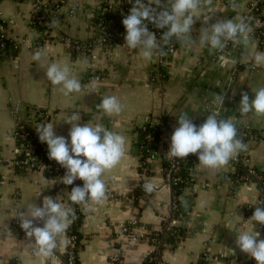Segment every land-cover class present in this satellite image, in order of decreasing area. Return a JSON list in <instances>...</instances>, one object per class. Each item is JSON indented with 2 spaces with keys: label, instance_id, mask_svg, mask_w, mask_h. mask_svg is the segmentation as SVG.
I'll list each match as a JSON object with an SVG mask.
<instances>
[{
  "label": "crops",
  "instance_id": "obj_1",
  "mask_svg": "<svg viewBox=\"0 0 264 264\" xmlns=\"http://www.w3.org/2000/svg\"><path fill=\"white\" fill-rule=\"evenodd\" d=\"M100 1L63 0V16L51 30L54 41L34 47L31 2L0 0V19L17 43L0 58V264H41L20 228L18 209H27L30 202L42 205L45 196L70 203V189L61 183L62 177L54 179L40 170H17L10 165L15 127L38 126L33 108L51 113L45 124H53L57 136L68 138L71 125L65 121L77 113L80 120L73 123H99L126 140L125 156L102 177L104 201L80 205L83 218L79 231L83 237L77 264H139L152 251L159 255L161 264H196L204 258L208 264H256L240 251L235 240L241 231L258 232L249 210L258 207L260 186L254 174L239 181L235 175L240 170L264 173V138L244 142L246 150L221 168L207 169L196 162L190 183L176 196L172 192L171 207L161 162L181 114L199 126L197 118L206 111L229 112L228 117L239 125L264 136V116L254 112L241 115L238 110L241 93H247L251 101L255 91L264 87V64L257 66L254 61L256 53H264V46L248 37L234 46L230 41L222 50L210 51L199 41L201 28L217 21H236L253 0H201L190 37L177 39V47L165 59L154 52L151 60H145L139 49L128 50L125 42L99 43L87 53L72 54L59 36L91 44L96 32L90 18ZM120 1L108 0L114 7ZM206 18H210L208 24L203 23ZM37 51L40 59L33 60ZM53 63L70 68V75L81 83L79 92L65 96L59 86L51 85L46 70ZM216 94L224 96L223 106L215 102ZM108 96L118 99L120 114L109 116L97 107ZM146 123L160 124L164 129L149 159L148 176L138 172L140 155L135 145L136 129ZM146 185H151V191ZM139 186L141 193L132 195ZM174 201L184 211L177 222L184 234L158 250L159 242L145 235L159 229L161 222L169 223L176 208ZM64 247L58 245L47 264H63ZM112 257L116 258L113 263Z\"/></svg>",
  "mask_w": 264,
  "mask_h": 264
},
{
  "label": "clouds",
  "instance_id": "obj_2",
  "mask_svg": "<svg viewBox=\"0 0 264 264\" xmlns=\"http://www.w3.org/2000/svg\"><path fill=\"white\" fill-rule=\"evenodd\" d=\"M200 5L201 0H134L130 13L122 20L126 32L124 46L128 50L139 49L145 60H151L161 44L155 34L148 30L145 21L158 29H166L159 39L164 44L173 37L178 40L188 39ZM209 19H204L203 23L208 24ZM250 31L243 17H238L236 21H217L201 28L199 41L202 47L208 46L210 51L222 50L229 41L239 42L240 38L247 40ZM40 56L41 53L37 51L33 60H39ZM254 61L257 66L264 64V53H256ZM46 77L51 85L59 86L65 96L81 90L80 81L70 75L67 65L51 64L47 67ZM215 102L223 106L224 96L216 94ZM97 107L109 116L118 115L122 111L115 96L103 98ZM238 110L241 115L254 112L264 116V87L255 91L251 101L247 93H241ZM217 117L218 113L214 111L197 126L188 115L181 114L177 119L178 126L171 135L167 156L184 160L189 154H195L198 164L207 169L227 165L231 158L246 150V145L242 139L237 138V128L232 118ZM79 120L77 113L67 117L65 122L71 125L68 138L57 136L51 123H41L35 129L39 141L47 145L48 158L66 170L61 183L73 185L76 180L83 181L82 186L71 188L68 195L70 203L59 202L57 197L45 196L42 205L30 202L27 209L17 210L20 228L40 257L41 264H47L48 259L55 255L58 245H67V231L75 219L72 206L98 205L104 201L106 185L102 177L115 168L126 154L124 136L99 123L94 126L73 123ZM146 190L151 191V185H146ZM250 220L264 226V208L257 207ZM258 237L259 232L241 231L235 243L256 264H264V239Z\"/></svg>",
  "mask_w": 264,
  "mask_h": 264
},
{
  "label": "trees",
  "instance_id": "obj_3",
  "mask_svg": "<svg viewBox=\"0 0 264 264\" xmlns=\"http://www.w3.org/2000/svg\"><path fill=\"white\" fill-rule=\"evenodd\" d=\"M256 1V8H251L250 11L247 12V15L253 16V17H258L261 21L262 24L260 25H255L253 23H249L248 19H245L246 23L251 27L253 31V37L257 35L258 32L262 33L260 36L261 42H258L257 44L259 46H264V0H255ZM63 2V1H62ZM62 3L59 4L57 7L52 6L51 10L52 15H50L46 20L47 24L46 25H38V24H32V26L36 29H46L48 33L51 34V30L53 29V21L56 22V20H59L62 18L63 13L60 12ZM250 2H248L246 8H250ZM128 14L121 15L118 13L116 10H107L104 12H100V10L96 9V12H94L90 18L92 25L100 24V27L102 26L105 31L111 32L112 33V38L109 42H107V45H113V44H118V43H124V33L125 29L122 24V20L125 16ZM244 16V15H243ZM242 16V17H243ZM0 26L6 30V25L5 23L0 19ZM148 27V25H147ZM155 32H157L156 38L158 40V43L161 44V47L156 50L155 52L159 55L160 59H165L166 54L168 53V47L170 44H172V50H174L177 47V39L173 37L170 41L167 42V44H164L162 41H160V37L162 36L163 32L166 31V29H158L156 27L153 28ZM3 34L1 33L0 29V58L2 55L6 54L11 50V47L13 46V39L8 36L7 38H4L2 36ZM52 35V34H51ZM51 38L52 36H48ZM94 37V36H93ZM94 39V38H93ZM77 41H82L78 39H74ZM84 42V41H83ZM87 43V42H84ZM100 42H92L90 45L91 47L93 45H98ZM91 49V48H90ZM71 51V50H70ZM72 54H79L76 51H71ZM33 108V107H32ZM33 115L35 116V123L37 125V122L40 121V113L44 112V109L40 108H33ZM210 111H206L205 114L199 116L197 118V122L199 124L203 123L209 115ZM229 115V112H225L224 114H219L218 119H227ZM234 124L236 125L237 128V138L242 139L243 142H246L248 140H257L264 138V136L260 135V131L248 129L246 127H242L239 125L235 120L233 121ZM36 127H29L26 124L23 125H18L15 127L13 130L15 132L14 135V142L16 147H29L31 144H33L34 151L35 153L39 154L41 156V159L44 163L50 164L53 167H57L55 170H49V171H43L46 176L52 177L54 179H58L60 177H63L65 175L66 170L62 168L60 165H58L54 160H50L48 158V150H47V145L45 143H42L38 139V134L36 132ZM241 130H246L253 134L255 139H250L249 137H242L240 135ZM137 131V140H136V149L139 151L140 155V161L138 165V172L140 175H150L151 172L149 171V164L151 159L154 156V150L156 149V144L158 141L159 136L164 132V129L161 127L160 124H155V123H146L141 127H138L136 129ZM24 151L21 153L17 154L18 159H23L24 158ZM162 169L164 175L167 176V179L170 178L171 181V187H172V192L174 196H176L186 185H188L191 181L190 178V172L193 168V165L198 162L197 155L195 154H189L186 158L185 161H182L180 159L174 158L175 161H178L177 163V169L176 171L172 172V165H171V160L167 158L166 156H162ZM15 169L23 170L20 168L15 167ZM255 173L263 174V172L256 171L254 170ZM243 173V174H242ZM252 173L245 172L240 170V173L236 174V180H243V179H248L250 178ZM178 176L179 179L176 182L172 181V178ZM143 181L142 178H140V183ZM259 182V181H258ZM83 181L81 180H76L73 185H66L70 191L71 188L74 186H82ZM142 187L139 186L136 189L133 190L132 195L136 196L141 193ZM176 208L172 210V216L171 219H174L176 222L172 225H167L166 221L161 222L160 228L157 230H148L146 232V237L149 239H153L154 241L159 242L158 244V250L163 248V243H168V244H173L176 242L177 238L181 235L184 234L183 229L177 225V222L179 221V218L181 215L184 213L183 209L178 206L177 202H175ZM74 208V213H75V219L70 225L69 229H71V233L75 235V239L72 245V252L74 254L75 262L77 263V251L81 247V240H82V234L79 231V226L82 222L83 218V211L80 208V205H73ZM261 207L264 208V199L262 200ZM257 207H250L249 213L253 215L255 209ZM256 228L258 232L264 235V226H260L259 224H256ZM70 234V233H69ZM68 234V235H69ZM149 256H152V259L149 260ZM159 255H156L154 251H152L150 254L146 255L144 259H142L139 264H159ZM202 259H199L196 264H201Z\"/></svg>",
  "mask_w": 264,
  "mask_h": 264
},
{
  "label": "built area",
  "instance_id": "obj_4",
  "mask_svg": "<svg viewBox=\"0 0 264 264\" xmlns=\"http://www.w3.org/2000/svg\"><path fill=\"white\" fill-rule=\"evenodd\" d=\"M31 2L32 4V14H31V24H38V25H46L47 22V18L52 15V6L57 7L59 4L62 3L63 0H28ZM146 2V0H145ZM134 0H132V2H129V0H122L119 3H117V5L114 7L112 6L111 3L108 2V0H101L97 6V9L100 10V12H104L107 10H116L118 13H120L121 15L124 14H129L130 13V9L133 6ZM250 8H246V11L244 13L243 18L244 19H248L249 23H253L255 25H260L262 24V21L258 18V17H253V16H249L247 15V12L251 10V8H256V1L253 0L250 2ZM146 25H148V30L152 33L155 34V36L157 35V32H155L153 30V28L155 27L154 24L148 23L147 21H145ZM94 29H95V37L93 39V42H100L103 45H106L107 42H109L112 38V33L105 31L104 28L101 26L100 24H96L93 25ZM1 29V33L3 34L2 36L4 38L8 37V34L6 32V30L4 28H2V26H0ZM35 29V28H34ZM251 29V27H250ZM36 30V29H35ZM262 33L258 32L257 35H255L253 37V31L251 29V31L248 33V37L254 39L257 43L261 42L260 40V36ZM126 35V33H124V36ZM48 36H52L50 33L47 32L46 29H39L36 30V36L32 39V44L34 47H40V46H45V45H50L52 44V42L54 41V38L51 37L49 38ZM242 39V38H240ZM239 39V40H240ZM59 40H62L64 43H66V45L68 46L69 50L71 51H76L79 54H84L89 52V50H91L90 48L91 45L90 43H84L83 41H77L74 40L73 38L70 37H64V36H59ZM227 43H230L227 42ZM235 41L232 42L231 45H235ZM17 43L15 41H13V46L11 48H16ZM172 44L169 45L168 47V53H170L172 50ZM159 57V55H158ZM215 112H217L216 110H214ZM211 111V112H214ZM218 113V112H217ZM50 114L48 111H44L43 113H40V121L37 122V125L41 124V123H46L48 118L50 117ZM219 115V114H218ZM227 119H230V117H228ZM234 121V120H233ZM202 124V123H201ZM200 124V125H201ZM240 135L242 137H249L250 139H255L254 135L251 134L248 131H244L241 130ZM13 137L15 135V132L12 133ZM260 135L263 136V132H260ZM34 145L31 144L29 147H14V156L12 157V159L10 160V165L12 168H20V169H34V170H40V171H49L51 170L52 166L50 164H46L42 161L41 156H39V154L35 153L34 151ZM22 151H24V158L23 159H18L17 158V154L21 153ZM167 158H169L168 156H166ZM170 159V158H169ZM171 165H172V172L176 171L177 169V163L178 161H175L174 158H171ZM181 160V159H180ZM182 161H185L182 160ZM57 169V167H53L52 170ZM249 173L254 174L259 181V196L260 198L258 199V207H261V203L262 200L264 199V173L263 174H257L255 173L254 170H249ZM179 177L175 176L172 178L173 182L178 181ZM176 221L174 219L170 218V221L167 225H172L174 224ZM42 226V225H39ZM261 226V225H260ZM70 233V234H69ZM69 234V235H68ZM67 236L69 238L67 245L64 247L63 249V264H77L75 262V258H74V254L72 252V245L75 239V235L71 233V229H68L67 231ZM259 239H264V235L261 234L259 232ZM149 260L152 259V256L148 257ZM112 263L116 261L115 257H112V259L110 260ZM161 264V263H159ZM201 264H208L206 259H202V263ZM253 264H255V262L253 261Z\"/></svg>",
  "mask_w": 264,
  "mask_h": 264
},
{
  "label": "water",
  "instance_id": "obj_5",
  "mask_svg": "<svg viewBox=\"0 0 264 264\" xmlns=\"http://www.w3.org/2000/svg\"><path fill=\"white\" fill-rule=\"evenodd\" d=\"M168 187H169V190H170V195H169V203H170V207L172 206V187H171V181H170V178L168 179Z\"/></svg>",
  "mask_w": 264,
  "mask_h": 264
}]
</instances>
